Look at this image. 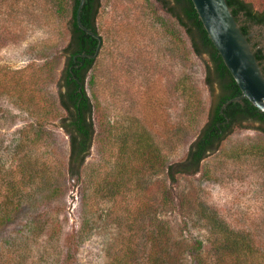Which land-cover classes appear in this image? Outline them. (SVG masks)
Returning a JSON list of instances; mask_svg holds the SVG:
<instances>
[{
	"label": "rangeland",
	"instance_id": "374dc122",
	"mask_svg": "<svg viewBox=\"0 0 264 264\" xmlns=\"http://www.w3.org/2000/svg\"><path fill=\"white\" fill-rule=\"evenodd\" d=\"M244 1L256 11L264 9V0ZM39 2L0 0V80L7 72L55 60L57 51L38 59L39 44L56 35L46 12L52 0ZM68 19L69 12L61 23L67 36ZM98 24L106 41L102 73L115 65L109 87L114 103L104 98L94 116L97 137L79 180L66 174L68 137L60 120L48 121L51 116L44 115L37 98L24 105L0 88V217L6 211L11 215L9 222L0 224V264H110L129 243L139 249V260L154 252L165 257L163 252L170 250L176 264H192V257L217 264L216 235L203 219L204 209L231 226L264 227V158L247 155L256 147L264 152V134L257 123L243 122L202 162L197 174L175 173L177 182L171 185L166 170L146 162L129 171L124 186L108 193L106 183L115 180L118 170L116 158L105 151L107 136L127 129L122 117L128 107L131 115L147 121L157 109L156 122L147 123L163 134L164 121L174 125L184 118L185 75L199 102L194 122L199 130L218 89L211 94L204 83L207 57L184 55L182 43H188L182 29L155 0H100ZM63 64L64 57L58 55L51 74L40 80L42 100L55 98ZM86 89L90 94L88 84ZM150 97L157 107L151 111ZM40 117L43 127L30 143ZM194 135L186 137L187 144L182 139L169 162L184 160ZM157 145L164 149L163 142ZM27 167L34 171L26 174ZM37 171L48 173L46 183ZM12 184L19 188L15 195L9 191ZM8 198L13 200L4 209ZM43 198L49 200L45 207L40 206ZM43 214L46 228L40 238L29 229L33 218ZM72 234L70 260L67 239Z\"/></svg>",
	"mask_w": 264,
	"mask_h": 264
},
{
	"label": "trees",
	"instance_id": "16d2710c",
	"mask_svg": "<svg viewBox=\"0 0 264 264\" xmlns=\"http://www.w3.org/2000/svg\"><path fill=\"white\" fill-rule=\"evenodd\" d=\"M36 1L41 3L39 0ZM155 1L161 10L173 18L182 29L188 43L187 45L186 42L182 43L183 53L191 52L199 59L204 56L207 57L204 83L211 94H213L215 87L218 89V94L216 101L209 108L206 122L199 130L194 127L199 102L196 101L194 92H191L189 85L186 83L185 75L182 78L181 85L185 103L184 118L180 123L174 125L170 121L162 122L164 123L162 124L164 129L160 133L163 134L153 131L147 123L154 124L156 122L153 115L157 112V109L154 110L155 113H152V117H149L147 121L143 117L141 119L137 115H131L128 107L124 112L126 114H123L122 117V120L125 119L127 129L117 134L113 132L107 136L109 145L105 151L109 153V158L112 155L116 158V169L118 170L115 180L106 183L107 191L110 194H113V190L116 191L124 186V181L127 180L129 171L133 167L135 169L146 162L151 167L161 166L166 170L171 185L177 182L175 173L197 174L200 172L202 162L209 155L218 152L221 143L231 134L233 127L243 122L257 123L259 125L258 130L264 134V113L255 108L248 99L243 98L240 101L228 103L231 99L239 97L241 91L205 31L192 1ZM52 2L51 5L49 4V8H46V12L50 20L49 23L53 26L56 35L40 43L37 53L40 54L38 59L42 60L47 58V51H51V53L57 51L56 58L58 55L64 57L61 74L55 83L56 85L59 84L55 98L42 100L38 95L37 86L42 82L40 80L44 75L51 74L52 67L56 64V58L54 61L46 62L43 65H29L23 70L15 71L12 73L15 76H12L11 72H7L5 79L0 80V88L7 94L16 95L17 99L24 105L37 98L38 107L46 110L44 115L51 116L48 121L60 120L61 127L68 137L66 174L75 176L79 180L86 164V158L89 156L90 149L97 137L94 116L95 114L98 116L102 101L107 100L108 103H114L113 94L109 87L113 79L110 74L114 75L115 65L112 63L109 70L105 71V75L103 74L104 67L101 64V55L106 41L103 35L100 34L98 24L100 0H85L80 11L81 24L99 35L102 41L100 51L94 58L82 56L94 55L98 40L81 30L77 24V10L80 0H52ZM226 2L236 20L240 11H243L245 16L254 21H259L260 16L264 17L262 13L264 9L256 11L244 0H226ZM67 12H69V19L67 20L68 36L65 33L66 31L64 32L61 28V23L64 21ZM241 31L244 33L242 28ZM106 55L111 57L109 52ZM255 56L259 61L260 56L257 53ZM262 71L264 73V68H262ZM151 76L153 77V75ZM144 79L147 80V73ZM87 84L90 86L91 95L87 92ZM60 88H63V90L61 91ZM152 98L150 97V102L147 105L150 111L153 107L157 108ZM135 104L137 105V103ZM225 104L226 106L223 107ZM42 120L43 117H40L37 130L33 133V137H28V142L34 141L41 132ZM188 135H194V138L188 145L184 160L180 163L169 162L173 149ZM158 141L159 143L163 142L164 149L159 148ZM186 142L187 139L184 143L187 144ZM261 150V148H253L247 152V155H252L254 158H264V152ZM33 171L29 167L24 169L26 174H31ZM36 175L43 180V183L47 182L48 173L46 171H37ZM13 190L15 191L14 195L17 194L19 192L18 185L12 184L9 188L10 193ZM12 200L11 198L5 200L4 209L9 207ZM48 201L43 198L40 201V206L45 207L49 204ZM203 212V219L206 220L209 229L216 235L214 249L219 258L217 264H264V227L257 229L251 226H231L224 220H220L215 212L208 211L206 213V209ZM10 218V212L6 211L0 217V224L9 222ZM45 226L44 214L38 215L31 222L30 233L41 238ZM74 240L75 234L69 235L67 241L70 246L67 257L70 260L74 257L72 251ZM155 241L154 244L157 247V240L155 239ZM169 251L165 250L163 252L162 255H165V257H160V253L157 255L154 252L146 259L139 260V249H134L129 243V245L124 246L121 253L113 258L110 264H176L171 259ZM192 261V264H203L196 257L194 260L192 257Z\"/></svg>",
	"mask_w": 264,
	"mask_h": 264
},
{
	"label": "water",
	"instance_id": "95a60500",
	"mask_svg": "<svg viewBox=\"0 0 264 264\" xmlns=\"http://www.w3.org/2000/svg\"><path fill=\"white\" fill-rule=\"evenodd\" d=\"M85 0H80L77 10V24L85 33L98 40L94 55H82L94 58L100 51V36L84 27L80 22V11ZM210 40L217 49L225 66L241 91L240 101L246 98L260 112L264 113V73L256 59L255 50L248 37L241 31L240 24L234 18L226 0H191ZM227 103V104H228ZM226 104L223 106L225 107Z\"/></svg>",
	"mask_w": 264,
	"mask_h": 264
},
{
	"label": "flooded vegetation",
	"instance_id": "af4514ba",
	"mask_svg": "<svg viewBox=\"0 0 264 264\" xmlns=\"http://www.w3.org/2000/svg\"><path fill=\"white\" fill-rule=\"evenodd\" d=\"M262 13L264 16V11ZM237 21L240 28L243 29V34L252 43L255 54L257 53L260 56L259 61L262 68H264V17L260 16L259 21H254L245 16L243 11H240L237 15Z\"/></svg>",
	"mask_w": 264,
	"mask_h": 264
}]
</instances>
